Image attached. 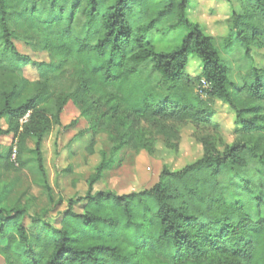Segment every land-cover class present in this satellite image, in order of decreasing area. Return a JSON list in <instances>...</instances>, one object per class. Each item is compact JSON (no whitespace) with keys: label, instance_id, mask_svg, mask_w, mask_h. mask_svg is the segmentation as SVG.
Instances as JSON below:
<instances>
[{"label":"trees","instance_id":"1","mask_svg":"<svg viewBox=\"0 0 264 264\" xmlns=\"http://www.w3.org/2000/svg\"><path fill=\"white\" fill-rule=\"evenodd\" d=\"M190 1L0 0V136L16 140L18 163L26 139H35L51 205L44 215L62 198L54 197L41 146L60 126L65 105L71 102L89 122L74 135L70 155L74 144L84 157L100 141L111 144L109 153L99 151L85 195L67 200L58 226L40 216L27 229L25 206H0L4 263L264 264V65L249 68L233 84L215 36L190 20ZM243 1L242 11L227 18L222 41L237 42L246 53L264 49V0ZM12 27L26 39L37 38L48 61L32 62L19 53ZM174 28L186 30L180 45L157 51L149 34ZM192 56L200 62L196 75ZM29 64L36 66L35 80L23 74ZM202 81L207 87L198 92L205 98L195 90ZM214 99L234 113L237 134L230 143L218 134L220 124L207 104ZM143 124L174 138L186 124L211 125L216 132L200 136V158L177 170L164 165L150 188L95 192L94 184L124 147L151 154L160 142L176 148L178 139L164 142ZM11 154L5 156L7 170L15 169Z\"/></svg>","mask_w":264,"mask_h":264},{"label":"rangeland","instance_id":"2","mask_svg":"<svg viewBox=\"0 0 264 264\" xmlns=\"http://www.w3.org/2000/svg\"><path fill=\"white\" fill-rule=\"evenodd\" d=\"M244 7L243 0H191L188 16L190 20L203 24L209 34L215 36V46L220 57L229 67V78L235 85L241 83L243 75L249 68H262L264 65V49L251 47L245 52V47L237 42L227 45L223 43V36L227 33V18L231 11L241 12ZM13 42L19 53L28 55L32 62L48 61L47 54L38 48L37 38L26 39L20 30L15 29ZM186 30L182 28L165 29L153 31L149 38L157 51L168 52L177 48ZM192 75L200 71V62L192 56L189 59ZM23 74L30 80L38 78L36 66L29 64L23 68ZM198 86V85H197ZM195 87L197 93L205 98L204 91L198 92L207 86L201 83ZM205 100V99H203ZM207 104L214 111V119L220 124L218 134L223 135L225 143H230L237 134V127L234 124V113L221 101L214 99L207 101ZM80 111L71 102H68L60 114V126H56L47 135L42 143L44 164L47 169L48 181L55 198H62V204L44 215V211L51 205L43 186V178L36 163L34 150L35 139L29 137L22 145L21 161H16V140L12 135L0 136V206L11 208L23 205L27 208L25 224L27 229H33L31 224L33 217H42L44 220L58 226L61 212L67 206L69 198L83 197L87 190L86 178L93 171L100 161L99 151L109 153L111 144L109 141H100L95 146L93 155L83 156L79 153L77 146L73 145L74 154L69 153V144L79 130L88 127L89 122L79 117ZM78 118V122L68 126L71 121ZM3 126L6 128L5 120ZM145 131L150 134L158 133L153 124H143ZM213 126H194L186 124L179 129L178 137L160 134L162 141L174 140L177 144L175 149L157 144L156 152L151 154L143 149H134L126 146L117 151L102 172L101 178L97 181L93 190L113 192L121 195L133 191H140L153 186L159 178L164 165L171 170H177L185 165L194 162L203 154L200 144V136L215 134ZM169 140V141H172ZM164 141V142H165ZM82 147V145H81ZM222 146H219L221 149ZM11 150L10 161L14 163L15 169L5 168V156ZM67 167L70 172L64 173ZM82 202L75 205V211H80ZM1 245V242H0ZM0 264H6L0 256Z\"/></svg>","mask_w":264,"mask_h":264},{"label":"built area","instance_id":"3","mask_svg":"<svg viewBox=\"0 0 264 264\" xmlns=\"http://www.w3.org/2000/svg\"><path fill=\"white\" fill-rule=\"evenodd\" d=\"M202 83H204L205 85H207L204 81H202Z\"/></svg>","mask_w":264,"mask_h":264}]
</instances>
